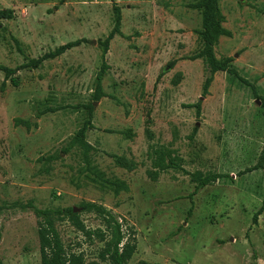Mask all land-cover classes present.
<instances>
[{
	"label": "rangeland",
	"instance_id": "374dc122",
	"mask_svg": "<svg viewBox=\"0 0 264 264\" xmlns=\"http://www.w3.org/2000/svg\"><path fill=\"white\" fill-rule=\"evenodd\" d=\"M197 0H0L13 19L0 20V66L15 69L69 42L86 40L37 70L5 81L0 71V259L2 264H40L32 208H72L91 231L102 221L81 203L109 211L136 249L127 264H264L263 171L245 173L264 146V0H218L229 33L214 47L231 58L238 76L218 72L207 95V70L197 55ZM121 16L120 36L109 43L105 95L93 103L87 143L94 164L127 190L114 194L79 172L76 151L53 162L46 174L39 159L58 154L85 120L99 71L103 42ZM11 80L17 84L14 86ZM251 87L255 90L254 96ZM200 102V113L187 106ZM149 122L147 124L146 122ZM152 133L148 140L145 131ZM194 129H196L193 135ZM150 145L176 152L188 173L224 176L193 194L190 178L169 171L152 182ZM111 156L135 163L119 168ZM192 207L191 216L188 212ZM56 229L67 254L102 263L103 243L86 241L68 222Z\"/></svg>",
	"mask_w": 264,
	"mask_h": 264
},
{
	"label": "trees",
	"instance_id": "16d2710c",
	"mask_svg": "<svg viewBox=\"0 0 264 264\" xmlns=\"http://www.w3.org/2000/svg\"><path fill=\"white\" fill-rule=\"evenodd\" d=\"M192 9L198 11L201 16V29L197 32L201 49L196 56L197 59H201L207 70V78L202 86V96L207 95L208 88L212 83L213 76L222 72L225 73L229 80L234 81L235 79L243 85H248L246 81L240 78L233 68L231 58H223L217 60L214 56V47L220 37H228L229 33L226 32L223 27V17L219 10L218 0H197L192 5ZM13 19L12 10H0V20H11ZM120 24L121 16L118 8L114 9V27L109 35L103 42H98V46L102 49V58L99 71L97 72L94 80V90L91 102L82 107L85 113V120L82 126L78 129L74 136H72L69 142L61 149L58 154L48 156L46 158L39 159L42 162L44 168L42 169L46 174L51 169V164L55 161L60 160L61 156L67 155L72 151H76L80 158V169L79 172L88 180V182L98 186L99 188L109 190L114 194H119L122 191H126L127 187L123 182L116 179H107L105 174L101 172L98 167L94 164L92 154L95 149L87 143V133L93 129V103L100 101L105 97L102 90V81L106 76L109 66L106 63L105 55L108 51L109 43L115 36H120ZM86 43V40H78L75 42H69L47 54L41 56L38 59H32L28 63L23 64L15 69L5 68L0 66V71L4 74L5 81L11 79L17 72L22 70H37L45 61L53 60L61 57L66 52L78 48L82 44ZM11 83L16 86V82L11 80ZM251 90L255 95V90L251 87ZM257 98V97H256ZM261 103V109L264 110V99L257 98ZM200 102L187 106V108L194 109L196 116L200 113ZM149 124V122H146ZM196 129H194L193 135ZM145 135L148 140H152L153 135L147 129ZM147 158L150 161L151 169L147 171V176L152 182H156L158 177L162 174H166L169 171L183 174L190 178V182L195 185V189L190 198L198 193L201 189L208 186L214 185V183L221 181L224 176L214 173L203 174L201 172L188 173L183 167V160L176 155L170 147L164 145H150L148 147ZM115 165L119 168L127 171L135 169L136 165L134 162L127 160L122 156H111ZM263 171L264 174V146L257 160V163L252 168L245 171V173H251L253 171ZM32 208L34 216L38 220L37 222V236L39 243V256L40 264H87L85 263L82 254H67L62 245L61 238L56 229V225L63 222L73 227L83 238L92 242L94 236L99 242L103 243V248L98 254V258L102 263L106 264H127L131 259L136 249V242L133 234L126 236L121 231V226L117 219L105 208L100 205L81 203L79 209L84 213L95 214L103 223L105 230L91 231L85 227L83 222L80 220L79 214L74 212L72 208L65 209H45L39 210ZM264 210V191L262 207L253 216V223L256 222L257 217ZM192 207L188 212V217L191 216ZM1 241V231H0ZM0 264L1 259H0ZM97 264V263H89Z\"/></svg>",
	"mask_w": 264,
	"mask_h": 264
},
{
	"label": "water",
	"instance_id": "95a60500",
	"mask_svg": "<svg viewBox=\"0 0 264 264\" xmlns=\"http://www.w3.org/2000/svg\"><path fill=\"white\" fill-rule=\"evenodd\" d=\"M74 212H75V210H74Z\"/></svg>",
	"mask_w": 264,
	"mask_h": 264
}]
</instances>
